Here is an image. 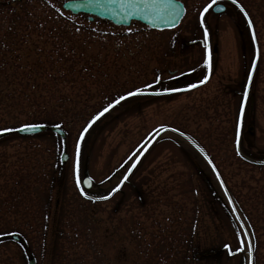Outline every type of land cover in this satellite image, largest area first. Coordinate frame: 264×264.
Segmentation results:
<instances>
[{
    "label": "rangeland",
    "instance_id": "374dc122",
    "mask_svg": "<svg viewBox=\"0 0 264 264\" xmlns=\"http://www.w3.org/2000/svg\"><path fill=\"white\" fill-rule=\"evenodd\" d=\"M65 1L4 0L0 40L24 35V24L30 27L31 16L45 8L106 36L121 37L116 50L115 44H109V52L97 42L88 49L108 54L94 82L107 86V97L96 92L90 104L97 107L90 117L137 87L143 92L175 90L131 97L112 108L85 134L79 158L76 144L87 120L44 125L47 130L34 136L9 127L13 131L0 139V264H28L30 258L36 264H245L239 256L221 257L222 251L237 248L219 202L223 192L200 153L175 133L155 142L109 200L87 202L75 183V168L80 184L86 169L92 179L86 194L107 196L153 135L170 128L191 137L213 159L226 191L250 198L254 188L260 189L264 170L259 173L235 154L237 116L256 60L244 16L230 2L220 3L226 7L221 14L211 9L205 13L206 66L199 19L213 0H180L186 7L182 23L163 32L135 22L127 28L91 22L65 12ZM245 1L259 59L243 102L240 147L245 157L264 161V0ZM207 67L206 84L179 90L204 80ZM182 76L184 80L176 81ZM53 127L65 132V139L52 133ZM63 153L67 163L61 161ZM210 248L216 252L208 254Z\"/></svg>",
    "mask_w": 264,
    "mask_h": 264
},
{
    "label": "trees",
    "instance_id": "16d2710c",
    "mask_svg": "<svg viewBox=\"0 0 264 264\" xmlns=\"http://www.w3.org/2000/svg\"><path fill=\"white\" fill-rule=\"evenodd\" d=\"M236 2L245 8L241 0ZM29 14V11L25 12V20ZM31 19L30 27L24 24V35L12 36L7 42L0 40V130L9 127L19 129L24 124L55 126L86 120L88 123L108 105L105 104L90 117L97 107L90 104L97 97L96 92L103 99L107 97V86L94 82L97 79L95 75H102L100 69L107 65L108 54L103 57L100 53H88V49H94L97 42L109 52V44H115L112 47L116 50L121 37L96 32L51 8H45L44 13L33 14ZM110 38L115 41H110ZM235 154L259 173L263 172L264 164L250 163ZM207 167L216 180L211 168ZM205 179L208 181V177ZM257 188L260 189L254 188L253 194L248 196L250 198L237 197L228 191L241 222L248 235L251 234L253 264H264V185ZM44 194V199L48 198V192ZM221 197L219 202L229 226L233 227V243L237 245L233 252L231 248L230 251H222L221 257L239 256L248 264L244 230L226 196L223 194ZM214 252L216 250L210 248L207 253Z\"/></svg>",
    "mask_w": 264,
    "mask_h": 264
},
{
    "label": "water",
    "instance_id": "95a60500",
    "mask_svg": "<svg viewBox=\"0 0 264 264\" xmlns=\"http://www.w3.org/2000/svg\"><path fill=\"white\" fill-rule=\"evenodd\" d=\"M62 7L64 11L69 12L73 15H87L89 18V21H93L95 18H97L99 20L109 22L110 24L117 26V27H129L131 23L134 21V22H139L147 26L148 28L152 30H156V31L173 30L177 28L182 22L186 14V9H185L184 4L178 0H173V6L171 7H169L168 5H161V6H157L154 8L151 5H142L140 6V11L137 12L135 15H132L126 9V7H121V5L118 3L115 5L111 4L110 0H70V1L65 2L62 5ZM145 8H147L148 11H144ZM132 11H135V9H133ZM213 11L215 13H221L224 11V7L219 6L218 8L216 6L214 7ZM202 17L203 16H201V20H202ZM115 105L116 104L113 103V106ZM96 120H92L90 124L86 127V129L88 130ZM46 130L47 128L45 126H38L35 128L34 131L23 132V131L18 130V134L34 135V134L42 133ZM51 131L58 134L61 138L65 137V133L59 128L54 127L51 129ZM165 131H168V130H163L160 133H158L145 149H147L149 145L153 143V141L157 139V137ZM85 132L86 131L84 130V133ZM6 135H7L6 133H1L0 139L5 137ZM187 140L195 148L200 150L198 146H196L192 141H190L189 139ZM143 153L144 152H142V154ZM141 155L139 156V158L136 160L135 163L138 162ZM67 161H68V155L67 153H64L62 156V162L66 163ZM129 173L130 172H128V174ZM128 174L124 177L119 187L116 190H114L110 194V196H112L121 187V185L127 179ZM91 185H92V181L88 175V171L85 170L84 177H83V186L86 189H90ZM13 238L16 239L17 241L20 240L17 236H13ZM29 264H36V262L34 259H31L29 261ZM250 264H252V257L250 258Z\"/></svg>",
    "mask_w": 264,
    "mask_h": 264
},
{
    "label": "snow or ice",
    "instance_id": "6c2138e0",
    "mask_svg": "<svg viewBox=\"0 0 264 264\" xmlns=\"http://www.w3.org/2000/svg\"><path fill=\"white\" fill-rule=\"evenodd\" d=\"M110 3L113 4V5L118 3V4L121 5V7H126V9L132 15H135L137 12H139L140 11V6H142V5H151L154 8L157 7V6H161V5H168L169 7L173 6V0H110ZM232 3L236 4V0H232ZM213 4H216L217 7L219 8L218 0H213L212 4H209L207 7H205L204 12H207L208 9L213 6ZM133 9H135V11H132ZM144 11H148V9L145 8ZM241 11H244V9L241 8ZM177 15H178V13H177ZM245 15H247V14L245 13ZM201 16H203V13H201ZM200 26L204 29V40H205V47H206L205 65L208 66L209 65V59H210L209 56H208V52H207V41L209 39V34H208V29L206 27H204L203 19L201 20ZM249 27H252V22L250 20H249ZM255 39H256L255 35H253V42L254 43H255ZM255 56H256V60H258L259 59V50L258 49H256ZM256 60H253V62H252L251 67L253 69L256 67ZM251 79H252V74H251V72H249L248 81L251 82ZM200 82L203 83L204 80L201 79ZM147 87H151V85H147ZM189 87L190 88H195V87H197V85L196 84H191ZM169 90L170 89L165 88L163 91L167 92ZM171 90L174 91L175 89H171ZM142 94H144L143 89L137 87L134 91L133 90L127 91L126 95H120L117 99H115L114 103L115 104H120L121 101L127 100L128 97H136V96H139V95H142ZM151 94L159 95V94H162V93H158V92L153 91ZM244 97L245 98L247 97V89H245V91H244ZM112 107H113V103L110 102L108 104V106L105 107L103 109V111L98 114V116H94L93 117V120L98 119L99 116H103L104 113L108 112L109 109L112 108ZM243 117H244V104L242 102L241 106L239 108L238 116H237V124H236L237 141L239 140V137H240V127H241V122L243 120ZM36 127H38V126L37 125H33V124H24L19 129V131H23V132L34 131ZM0 131L8 132V131H13V129L5 128V129H2ZM85 131H87V129H85ZM81 138H83V133H81ZM200 151L203 152V149H201ZM79 155H80V144L78 142L76 144V156H77V158H79ZM205 158L207 159V157H205ZM76 186H77V188H80L79 179H77V181H76ZM81 195H84L83 191H81ZM106 198L107 197H95V199H106ZM90 199H92V198H90ZM249 235H251V234H249ZM253 251H254L253 245L251 243H248L247 244V256L249 258L253 257Z\"/></svg>",
    "mask_w": 264,
    "mask_h": 264
},
{
    "label": "flooded vegetation",
    "instance_id": "af4514ba",
    "mask_svg": "<svg viewBox=\"0 0 264 264\" xmlns=\"http://www.w3.org/2000/svg\"><path fill=\"white\" fill-rule=\"evenodd\" d=\"M4 0H0V3H2Z\"/></svg>",
    "mask_w": 264,
    "mask_h": 264
}]
</instances>
